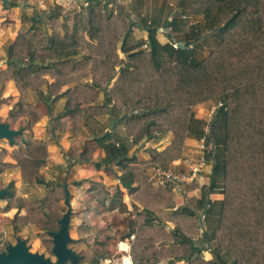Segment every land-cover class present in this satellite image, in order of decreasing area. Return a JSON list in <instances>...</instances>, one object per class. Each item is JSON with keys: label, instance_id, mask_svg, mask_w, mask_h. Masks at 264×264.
<instances>
[{"label": "rangeland", "instance_id": "obj_1", "mask_svg": "<svg viewBox=\"0 0 264 264\" xmlns=\"http://www.w3.org/2000/svg\"><path fill=\"white\" fill-rule=\"evenodd\" d=\"M196 1L193 0V3ZM192 7L189 0H107L106 4L75 13L57 8L53 0L0 2V123L22 131L13 142L0 139V191L7 190L6 194L11 195L5 200L0 199V252L22 239L26 241L29 253L57 262L49 233L60 230L59 219L68 210L64 185L68 187L72 206L69 223L72 241L68 248L80 257L79 264H117L126 255H131L134 264L136 246L148 237L157 238V241L150 245V249L148 243L147 247L144 246L147 254H150L149 251L158 252L161 255L159 264H171L173 257H169L168 249L175 245L159 236L160 228L166 233L175 231L182 234L197 247L207 246L217 250V241L208 240L218 227L221 200L218 196L210 199L208 191L214 184V195H223L224 192L225 129L221 109L217 110L220 103L224 104L223 99H211L190 109V127L179 157L182 164L175 167L173 162H153L173 144V131L156 133L153 138L134 145L125 125L131 112L114 108L110 88L121 68L129 62V54L121 50L124 36L117 46V55L123 65L116 67L117 74L106 89L94 87V73H90L80 83L69 82L54 94L57 96L67 90L89 93L79 97L83 112L78 113L76 119L65 109L69 95L65 94L57 100H52L49 95L52 91L50 84H58L49 72L56 74L65 69L69 80L86 74L83 69H75V65L92 59L86 42L97 43L89 35V12L94 9L104 10L108 15L118 14L130 25L126 48H132L131 54L150 52L147 29L155 28L158 30L156 40L161 45L171 43L173 38L190 41L188 46L194 50L186 52L182 58L198 62L208 57L217 48L219 40L205 31L203 15L195 14ZM80 15L83 17L81 24L77 18ZM173 17L177 18L175 27L170 24ZM196 27L197 40L191 41ZM51 47L55 49H48ZM31 52H34L37 61L43 62L52 71L44 72L31 64L33 67L24 78L18 76L15 67L9 63L10 53L12 60L27 66ZM62 54L72 55L69 65H61L67 60ZM163 59L169 60V57L163 55ZM82 85L95 88L96 96L92 91L83 89ZM90 98L93 101L86 103V99ZM103 106H108L109 112ZM111 121H114L112 131L109 130ZM207 127L216 133L215 140L211 135L212 139L207 143L212 157L207 168L191 183H181L176 188L169 183L161 186L156 169L187 175L185 162L196 157L197 135ZM107 133H110L109 137L101 140ZM109 143L127 145L129 156L136 158L129 166L143 170L154 192H164L160 199L163 203L159 213L163 215L161 218L156 214L151 220L147 207L131 198L120 182L124 171L119 166L112 163L100 170L96 168V164L105 157V145ZM37 177L42 183L36 181ZM208 198L210 204L204 207ZM168 204L174 206L168 207ZM112 207L116 209L112 210ZM182 212L194 216L198 228V236L194 239L184 235L174 222L165 217ZM132 232L133 235L127 238ZM123 242L131 246L126 252L120 250ZM227 260L232 264L231 260ZM66 264L72 263L68 261Z\"/></svg>", "mask_w": 264, "mask_h": 264}, {"label": "trees", "instance_id": "obj_2", "mask_svg": "<svg viewBox=\"0 0 264 264\" xmlns=\"http://www.w3.org/2000/svg\"><path fill=\"white\" fill-rule=\"evenodd\" d=\"M189 1L194 7L193 12L203 15L205 31L219 40L217 48L208 57L198 62L182 58L186 52L194 50L188 46L190 41L177 40L170 35L172 42L161 45L156 40L158 30L155 28L147 29L150 52L131 54L132 48H126L130 25L118 14L108 15L104 10L94 9L89 12V35L97 43L93 45L86 42L92 59L75 65V69H83L86 74L69 80L66 78L69 73L65 69L56 74L49 72L58 81L54 86L50 84L52 91L50 90L49 95L52 100L69 95L65 109L76 119L78 113L83 112L79 97L89 93L80 94L77 90H67L57 96L54 94L69 82L80 83L90 73H94V87L106 89L117 74L116 67L123 65L117 55V46L124 36L121 50L129 54V62L121 68L117 80L110 88V96L116 110L125 109L131 112L125 125L127 134L133 137L134 145L144 139L153 138L156 133L169 130L174 132L173 144L159 154L154 163L179 160L190 127V109L193 106L215 98L223 99L224 108L220 114L225 129L224 192L220 201L218 227L213 230L211 239L208 240L217 241V250L207 246L197 247L175 231L166 233L160 228L158 234L175 245L168 249L169 257H173L171 264H229L227 259L232 264H264V0ZM77 18L81 24L83 17L80 15ZM176 23L177 18L173 17L170 24L175 27ZM197 30L198 27L193 29L191 41L197 40ZM179 43H186L185 48H176L175 45ZM75 53L77 55V52L72 54ZM163 55H167L169 60L163 59ZM62 56L67 57V60L61 65H69L72 55ZM11 57L10 53L9 63L15 67L16 74L21 78L33 66L44 72L52 71L43 62L36 60L34 52L30 53L31 59L27 66ZM82 88L92 91L96 96L95 88L86 85H82ZM92 101L91 98L86 99V103ZM71 103L75 106H70ZM103 107L109 112L108 106ZM216 128L217 124L214 131ZM109 135L107 133L100 139L106 140ZM202 135L201 130L197 138L200 139ZM213 135L215 140L216 133L213 132ZM105 152V157L96 164V168L100 170L112 163L119 166L124 171L120 182L131 198L147 207L146 211L151 220L156 214L161 218L163 215L159 214L162 203L160 199L164 192H154L143 175V170L129 166L136 161V158L129 156V147L125 144L117 146L109 143L105 145ZM36 181L42 183L39 177ZM214 189V184L209 187L208 197ZM8 196L11 195L6 194L3 199ZM209 204L208 198L204 207ZM165 217L174 222L187 237L194 239L198 236L192 213L182 212ZM132 235L133 232L127 238ZM154 241L157 238L148 237L136 246L137 257L134 264H159L161 255L158 252L149 251L150 254H147L144 250L147 243L150 249ZM205 251H210L212 260H205ZM147 257L151 259L146 260Z\"/></svg>", "mask_w": 264, "mask_h": 264}, {"label": "water", "instance_id": "obj_3", "mask_svg": "<svg viewBox=\"0 0 264 264\" xmlns=\"http://www.w3.org/2000/svg\"><path fill=\"white\" fill-rule=\"evenodd\" d=\"M8 3V0H0V2ZM176 48L184 49L185 44L179 43ZM114 128V121H111L110 131ZM22 134L21 130H14L9 124L0 123V139H7L13 142L14 139ZM66 192L65 205L68 210L64 217L60 220V230L58 232H50L53 239V254L57 257V262L53 263L50 259H46L43 255L29 253V248L25 240L18 239L15 245L6 247L5 252L0 253V264H66L71 261L72 264L79 263V256L68 248L71 243L69 234V223L72 214V206L70 203V194L67 185H64ZM7 190L0 191V199L6 195Z\"/></svg>", "mask_w": 264, "mask_h": 264}, {"label": "built area", "instance_id": "obj_4", "mask_svg": "<svg viewBox=\"0 0 264 264\" xmlns=\"http://www.w3.org/2000/svg\"><path fill=\"white\" fill-rule=\"evenodd\" d=\"M53 2L57 8L60 7L63 11L81 13L88 10L90 7H98L99 5L106 4L107 0H53ZM222 108H224V104L220 103L217 110ZM211 135L212 138H214L211 128L207 127L203 131L202 137L199 139L196 157L185 162L188 168L187 175L182 176L171 170L161 171L160 169H156V176L159 177L160 185L164 186L165 183H169L176 188L181 183L193 182L204 169L207 168L208 162H211V150L207 148V143ZM173 164L177 167L181 166L182 163L180 160H177L174 161Z\"/></svg>", "mask_w": 264, "mask_h": 264}, {"label": "clouds", "instance_id": "obj_5", "mask_svg": "<svg viewBox=\"0 0 264 264\" xmlns=\"http://www.w3.org/2000/svg\"><path fill=\"white\" fill-rule=\"evenodd\" d=\"M124 244H127V242H123ZM130 244L127 245V247L121 246V251H128L130 249ZM105 264H110V262H105ZM117 264H133L131 255L122 256L120 261L117 262Z\"/></svg>", "mask_w": 264, "mask_h": 264}, {"label": "crops", "instance_id": "obj_6", "mask_svg": "<svg viewBox=\"0 0 264 264\" xmlns=\"http://www.w3.org/2000/svg\"><path fill=\"white\" fill-rule=\"evenodd\" d=\"M169 38H170V35H169ZM172 39V38H171ZM215 170V169H214ZM218 196V199H219V201L221 200L222 201V199H223V195L222 194H219V195H214L213 193L210 195V199H213V198H215V197H217ZM204 255H205V258H206V260L207 259H210V258H212V255H211V253H210V251H205L204 252ZM207 255V256H206ZM208 257H210V258H208Z\"/></svg>", "mask_w": 264, "mask_h": 264}, {"label": "bare ground", "instance_id": "obj_7", "mask_svg": "<svg viewBox=\"0 0 264 264\" xmlns=\"http://www.w3.org/2000/svg\"><path fill=\"white\" fill-rule=\"evenodd\" d=\"M121 246H123V247H127V245H126V244H123V243L120 245V247H121ZM124 252H126V251H124Z\"/></svg>", "mask_w": 264, "mask_h": 264}]
</instances>
